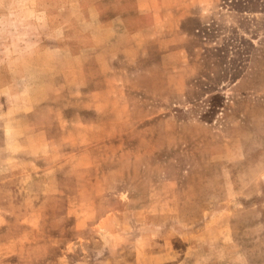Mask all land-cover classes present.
<instances>
[{"label": "rangeland", "instance_id": "obj_1", "mask_svg": "<svg viewBox=\"0 0 264 264\" xmlns=\"http://www.w3.org/2000/svg\"><path fill=\"white\" fill-rule=\"evenodd\" d=\"M162 1L0 0V264H264V0Z\"/></svg>", "mask_w": 264, "mask_h": 264}, {"label": "crops", "instance_id": "obj_2", "mask_svg": "<svg viewBox=\"0 0 264 264\" xmlns=\"http://www.w3.org/2000/svg\"><path fill=\"white\" fill-rule=\"evenodd\" d=\"M130 1H133L132 4ZM118 13L109 20H102V26L107 33V44L102 50L97 51V56L109 55L108 58L115 57L110 55L118 53L113 47L120 40H128L126 46L120 48V52L131 51L139 42L165 41L177 35L191 36L193 33L192 21L195 22V7L190 12L182 15L179 24L181 29L177 34L169 32L167 26L159 31L160 26L167 24V6L162 0H125L119 3ZM191 21V22H190ZM153 31H159L156 35H151ZM163 31V32H162ZM109 32V33H108ZM168 34V36L166 35ZM114 48V49H113ZM167 56V55H166ZM107 64L108 61L106 62ZM106 75V74H105ZM118 81L119 79L116 78ZM121 82V80H120ZM109 88V87H106Z\"/></svg>", "mask_w": 264, "mask_h": 264}, {"label": "trees", "instance_id": "obj_3", "mask_svg": "<svg viewBox=\"0 0 264 264\" xmlns=\"http://www.w3.org/2000/svg\"><path fill=\"white\" fill-rule=\"evenodd\" d=\"M214 20L212 19L211 21H206V22H200V27H196V25H199V21H190L192 26H193V34L202 38L203 40L207 39L209 35L212 33V22Z\"/></svg>", "mask_w": 264, "mask_h": 264}]
</instances>
